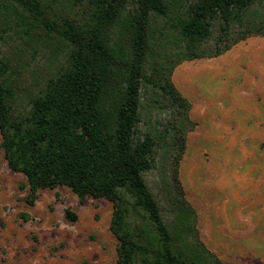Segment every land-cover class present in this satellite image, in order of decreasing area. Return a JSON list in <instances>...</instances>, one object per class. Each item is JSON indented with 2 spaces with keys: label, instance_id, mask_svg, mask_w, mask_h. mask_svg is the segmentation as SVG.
<instances>
[{
  "label": "trees",
  "instance_id": "obj_1",
  "mask_svg": "<svg viewBox=\"0 0 264 264\" xmlns=\"http://www.w3.org/2000/svg\"><path fill=\"white\" fill-rule=\"evenodd\" d=\"M252 36L264 0H0L1 147L26 202L58 185L108 199L117 264H233L203 241L180 179L196 122L172 74ZM7 38L59 47L26 106ZM159 165L160 195L146 179Z\"/></svg>",
  "mask_w": 264,
  "mask_h": 264
},
{
  "label": "rangeland",
  "instance_id": "obj_2",
  "mask_svg": "<svg viewBox=\"0 0 264 264\" xmlns=\"http://www.w3.org/2000/svg\"><path fill=\"white\" fill-rule=\"evenodd\" d=\"M51 41L24 45L7 38L3 44L19 71L24 106L59 63ZM172 79L191 100L196 122L180 179L202 239L226 262L264 264V36L217 57L185 61ZM163 174L162 165L146 174L157 194ZM27 194V178L9 168L0 133V264H97L87 256L95 241L103 244L104 264H117L112 202L80 199L65 185L42 189L33 206Z\"/></svg>",
  "mask_w": 264,
  "mask_h": 264
},
{
  "label": "crops",
  "instance_id": "obj_3",
  "mask_svg": "<svg viewBox=\"0 0 264 264\" xmlns=\"http://www.w3.org/2000/svg\"><path fill=\"white\" fill-rule=\"evenodd\" d=\"M90 251L87 250V256H90L91 259H95L97 264H104L103 260L100 259V249H104L103 244L100 241H95L93 245L90 246ZM21 261V260H20Z\"/></svg>",
  "mask_w": 264,
  "mask_h": 264
}]
</instances>
